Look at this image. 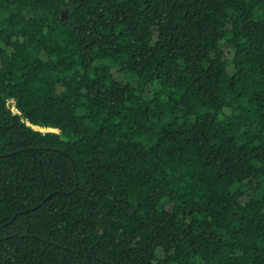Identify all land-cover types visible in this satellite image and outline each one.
Here are the masks:
<instances>
[{"label": "trees", "instance_id": "obj_1", "mask_svg": "<svg viewBox=\"0 0 264 264\" xmlns=\"http://www.w3.org/2000/svg\"><path fill=\"white\" fill-rule=\"evenodd\" d=\"M0 264H264V0H0Z\"/></svg>", "mask_w": 264, "mask_h": 264}, {"label": "built area", "instance_id": "obj_2", "mask_svg": "<svg viewBox=\"0 0 264 264\" xmlns=\"http://www.w3.org/2000/svg\"><path fill=\"white\" fill-rule=\"evenodd\" d=\"M12 109L15 110V106H14V103H12Z\"/></svg>", "mask_w": 264, "mask_h": 264}, {"label": "rangeland", "instance_id": "obj_3", "mask_svg": "<svg viewBox=\"0 0 264 264\" xmlns=\"http://www.w3.org/2000/svg\"><path fill=\"white\" fill-rule=\"evenodd\" d=\"M10 106H12V103H10ZM41 129L46 130L45 128H41Z\"/></svg>", "mask_w": 264, "mask_h": 264}]
</instances>
